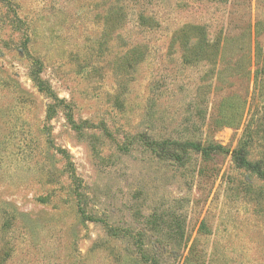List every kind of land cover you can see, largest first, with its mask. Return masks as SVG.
<instances>
[{
	"label": "rangeland",
	"instance_id": "374dc122",
	"mask_svg": "<svg viewBox=\"0 0 264 264\" xmlns=\"http://www.w3.org/2000/svg\"><path fill=\"white\" fill-rule=\"evenodd\" d=\"M258 59L264 0H0V264H264Z\"/></svg>",
	"mask_w": 264,
	"mask_h": 264
},
{
	"label": "trees",
	"instance_id": "16d2710c",
	"mask_svg": "<svg viewBox=\"0 0 264 264\" xmlns=\"http://www.w3.org/2000/svg\"><path fill=\"white\" fill-rule=\"evenodd\" d=\"M224 51V50H223ZM262 60L258 59V69L256 70L255 72V77L256 79H258V77H260V74H262L264 72V63L262 64ZM36 82H38L39 84V87L41 90L43 91H46L45 88H44V83L42 82L41 78L39 76H34L33 78ZM75 130L79 133H81V128L80 126H75ZM147 144L150 146V144H154L155 146L153 147V149L155 151H157V154L159 157H162V158H172V159H175V160H178L180 162L183 161L184 159V155H180L178 153V150L177 149H181L180 147L182 146L183 149H187V147L195 150V151H199L201 150V144L199 143H196V142H185L183 144H181V142H178V141H172V140H163L162 142H159V141H147ZM239 151L243 149V144L245 143H239ZM219 148H222L221 146H219ZM61 153L65 156H67L66 158V168L67 169H73L72 167V163L70 160H68V155H67V152L64 151V150H61ZM246 154H239L238 151L235 152L234 154V158L236 160L239 161V164L241 165H245L247 167H253L254 171L259 173V174H262L264 172H262V169L259 167V163H252L250 162L247 158H246ZM82 219L87 221H91V222H99L100 220H98L97 218H92L91 216H88L86 214H84V211H82Z\"/></svg>",
	"mask_w": 264,
	"mask_h": 264
}]
</instances>
